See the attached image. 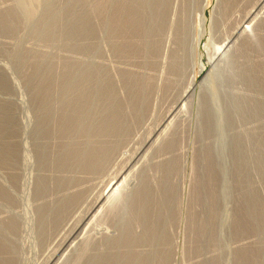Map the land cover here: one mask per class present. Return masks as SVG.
I'll list each match as a JSON object with an SVG mask.
<instances>
[{
    "label": "rangeland",
    "instance_id": "rangeland-1",
    "mask_svg": "<svg viewBox=\"0 0 264 264\" xmlns=\"http://www.w3.org/2000/svg\"><path fill=\"white\" fill-rule=\"evenodd\" d=\"M263 117L264 0H0V264H264Z\"/></svg>",
    "mask_w": 264,
    "mask_h": 264
},
{
    "label": "bare ground",
    "instance_id": "bare-ground-1",
    "mask_svg": "<svg viewBox=\"0 0 264 264\" xmlns=\"http://www.w3.org/2000/svg\"><path fill=\"white\" fill-rule=\"evenodd\" d=\"M106 2H107V1H106ZM125 2H126V1H125ZM102 3H104V2H102ZM155 3H156V2H155ZM163 3H164V2H163ZM224 3H225V2H224ZM125 4H126V3H125ZM128 4H129V3H128ZM133 4H134V3H133ZM99 5H100V4H99ZM131 5H132V4H131ZM157 5H158V4H157ZM162 5H164V4H162ZM245 5H246V4H245ZM255 5H256V4H255ZM80 6H81V5H80ZM122 6H123V5H122ZM132 6H133V5H132ZM222 6H223V5H222ZM97 7H98V5H97ZM97 7H96V8H97ZM125 7H126V6H125ZM140 7H141V6H140ZM140 7H139V8H140ZM96 8H95V9H96ZM257 8H258V7H257ZM98 9H99V8H98ZM124 9H125V8H124ZM104 10H105V9H104ZM233 10H234V9H233ZM98 11H99V10H98ZM142 11H143V10H142ZM100 12H101V10H100ZM132 12H133V11H132ZM79 13H80V12H79ZM104 13H105V12H104ZM104 13H103V14H104ZM116 13H118V12H116ZM224 13H225V12H224ZM120 14H121V13H120ZM127 14H128V13H127ZM139 14H141V13H139ZM10 15H11V14H10ZM131 15H132V14H131ZM151 15H152V14H151ZM122 16H123V15H122ZM127 16H128V15H127ZM132 16H133V15H132ZM233 16H234V15H233ZM11 17H12V16H11ZM7 18H8V17H7ZM228 18H229V17H228ZM124 19H125V18H124ZM136 19H137V18H136ZM134 20H135V19H134ZM151 20H153V19H151ZM140 22H141V21H139V23H140ZM9 23H10V22H9ZM113 23H114V22H113ZM126 23H127V22H126ZM142 24H143V23H142ZM60 25H61V24H60ZM134 25H135V24H134ZM7 26H9V25H7ZM11 26H12V25H11ZM77 26H78V25H77ZM138 26H139V24H138ZM141 26H142V25H141ZM144 26H145V25H144ZM149 26H150V25H149ZM152 26H153V25H152ZM126 28H127V27H126ZM145 28H146V27H145ZM65 29H66V28H65ZM143 29H144V28H143ZM146 29H147V28H146ZM78 30H79V29H78ZM144 31H147V30H144ZM79 33H80V32H79ZM139 33H140V32H139ZM90 34H91V33H90ZM141 34H142V32H141ZM146 34H147V33H146ZM149 34H150V33H149ZM144 35H145V34H144ZM144 35H143V36H144ZM147 35H148V34H147ZM147 35H146V36H147ZM143 36H142V37H143ZM148 36H149V35H148ZM148 38H149V37H148ZM144 39H145V38H144ZM136 40H137V39H136ZM134 41H135V40H134ZM154 42H155V41H154ZM251 42H252V41H251ZM129 44H130V43H129ZM157 44H158V43H157ZM255 44L257 45V43H255ZM82 47H83V46H82ZM243 48H244V47H243ZM260 48H261V47H260ZM251 49H253V48H251ZM245 50H247L248 53H249V51H251V50H248V49H245ZM253 51H254V50H253ZM242 53H243V51H242ZM123 54H124V53H123ZM261 54H262V53H261ZM247 58H248V57H247ZM248 60H249V59H248ZM250 60H251V59H250ZM73 63H74V61H73ZM252 64H253V63H252ZM255 64H256V63H255ZM255 64H254V65H255ZM35 65H36V64H35ZM50 65H51V64H50ZM77 65H78V64H77ZM82 65H83V64H82ZM248 65H249V64H248ZM248 65H247V66H248ZM250 65H251V63H250ZM254 65H253V66H254ZM71 67H72V66H71ZM248 67H249V66H248ZM250 67H251V66H250ZM79 68H80V67H79ZM261 68H262V67H261ZM70 69H71V68H70ZM70 69H69V70H70ZM240 69H241V68H240ZM244 69H245V67H244ZM252 69H253V67H252ZM256 69H257V68H256ZM73 70H74V69H73ZM67 71H68V70H67ZM96 71H97V70H96ZM241 71H243V69H242ZM248 71H249V69H248ZM252 71H254V70H252ZM70 72H72V71H70ZM70 72H68V74H69ZM82 72H83V71H82ZM256 72H257V71H256ZM72 73H73V72H72ZM230 73H231V72H230ZM236 73H237V72H236ZM254 73H255V72H254ZM261 73H262V72H261ZM261 73H260V74H261ZM54 74H55V73H54ZM78 74H79V73H78ZM234 74H235V72H234ZM260 74H259V75H260ZM236 75H237V74H236ZM249 75H250V73H249ZM252 75H253V74H252ZM256 75H258V74H256ZM256 75H254V79H255V80H256V79H257V80H260L259 77H258V78L256 77ZM259 75H258V76H259ZM70 76H71V75H70ZM70 76H69V78H70ZM246 76H247V75H246ZM60 77H61V76H60ZM63 77H65V76H63ZM66 77H67V76H66ZM81 77H82V76H81ZM81 77H80V79H81ZM239 77H240V76H239ZM262 77H263V76H262ZM57 78H58V77H57ZM69 78H67V79H69ZM232 78H233V77H232ZM63 79L65 80V78H63ZM67 79H66V80H67ZM89 79H90V78H89ZM234 79H235V77H234ZM245 79H246V78H245ZM248 79H249V78H248ZM61 80H62V77H61ZM243 80H244V79H243ZM252 80H253V79H252ZM65 82H66V81H65ZM65 82H63V83H65ZM67 82H68V81H67ZM69 82H70V81H69ZM78 82H79V81H78ZM84 82H85V81H84ZM260 82H261V81H260ZM252 83H253V82H252ZM51 84H53V83H51ZM65 84H66V83H65ZM75 84H76V83H75ZM110 84H111V83H110ZM258 84H259V83H258ZM84 85H85V84H84ZM60 86H62V85H60ZM67 86H68V85H67ZM69 87H70V86H69ZM45 88H46V87H45ZM45 88H44V89H45ZM75 88H76V87H75ZM100 88H101V87H100ZM107 88H108V87H107ZM41 89H42V88H41ZM46 89H47V88H46ZM46 89H45V90H46ZM68 89H69V88H68ZM76 89H77V88H76ZM92 89H93V88H92ZM42 90H43V89H42ZM50 90H51V89H49L48 91L50 92ZM78 90H79V89H78ZM81 90H82V89H81ZM81 90H80V91H81ZM71 91H72V90H71ZM80 91H79V92H80ZM83 91H84V90H83ZM81 92H82V91H81ZM232 92H233V91H232ZM243 92H244V91H243ZM75 93H76V92H75ZM75 93H74V94H75ZM83 93H84V92H82V95H83ZM103 93H104V92H103ZM235 93H236V92H235ZM45 94H47V91H46ZM45 94H44V95H45ZM59 94H60V93H59ZM84 94H85V93H84ZM232 94H233V93H232ZM50 95H51V94H50ZM61 95H62V94H61ZM64 95H65V93H64ZM236 95H238V94L236 93ZM246 95H248V94H246ZM45 96H47V95H45ZM48 96H49V95H48ZM51 96H52V95H51ZM75 96H76V95H75ZM83 96L85 97V95H83ZM89 96H90V95H89ZM89 96H88V97H89ZM142 96H143V95H142ZM41 97H42V96H41ZM79 97H80V96H79ZM237 97H238V96H237ZM241 97H242V96H241ZM252 97H253V96H252ZM256 97H257V96H256ZM43 98H44V97H43ZM49 98H50V97H49ZM58 98H59V97H58ZM238 98H239V97H238ZM245 98H246V97H245ZM250 98H251V97H250ZM250 98H249V99H250ZM66 99H67V98H66ZM82 99H83V98H82ZM247 99H248V98H247ZM249 99H248V101H249ZM79 100H81V99H79ZM236 100H237V99H236ZM48 101H49V100H48ZM48 101H47V102H48ZM71 101H72V100H71ZM88 101H89V100H87V102H88ZM101 101H102V100H101ZM253 101H254V100H253ZM259 101H260V100H259ZM40 102H41V100H40ZM40 102H39V103H40ZM62 102H63V101H62ZM64 102H65V101H64ZM69 102H70V100H69ZM69 102H68V103H69ZM74 102H75V101H74ZM81 102H82V101H81ZM84 102H85V101H84ZM234 102H235V101H234ZM239 102H240V101H239ZM256 102H258V101H256ZM44 103H46V102H44ZM44 103H43V104H44ZM77 103H78V101H77ZM244 103H245V101H244ZM246 103H247V102H246ZM49 104H50V103H48V105H49ZM63 104H64V103H63ZM63 104H62V105H63ZM69 104H70V103H69ZM72 104H73V102H72ZM78 104H83V103H78ZM252 104H253V103H252ZM252 104H251V105H252ZM88 105H89V104H87V107H88ZM40 106H41V105H40ZM45 106H47V105L45 104ZM49 106H50V105H49ZM77 106H78V105H77ZM83 106H86V105L84 104ZM83 106H82V107H83ZM243 106H245V105H243ZM252 106H253V105H252ZM67 107H68V106H67ZM73 107H75V105H74ZM73 107H72V108H73ZM132 107H133V106H132ZM236 107H237V106H236ZM236 107H235V108H236ZM261 107H262V106H261ZM46 108H47V107H46ZM68 108H70V105H69ZM68 108H67V109H68ZM76 108H77V107H76ZM83 108H84V107H83ZM99 108H100V107H99ZM245 108H246V107H245ZM250 108H251V107H250ZM40 109H41V108H40ZM44 109H45V107H44ZM77 109H78V108H77ZM86 109H87V108H86ZM247 109H248V107H247ZM253 109H254V108H253ZM60 110H61V109H60ZM60 110H59V111H60ZM78 110H79V109H78ZM120 110H121V109H120ZM128 110H129V109H127V111H128ZM261 110H262V109H261ZM80 111H81V109H80ZM88 111H89V110H88ZM104 111H105V110H104ZM69 112H70V111H69ZM69 112H68V113H69ZM71 112H73V111H71ZM77 112H78V111H77ZM77 112H76V113H77ZM86 112H87V111H86ZM92 112H93V111H92ZM113 112H114V111H113ZM116 112H117V111H116ZM54 113H55V112H54ZM62 113H63V112H62ZM74 113H75V111H74ZM80 113H81V112H80ZM105 113H106V112H105ZM107 113H108V112H107ZM124 113H125V112H124ZM141 113H142V112H141ZM77 114H78V113H77ZM84 114H85V112H84ZM89 114H90V113H89ZM89 114H88V115H89ZM129 114H130V113H129ZM237 114H238V112H237ZM241 114H242V113H241ZM43 115H44V114H43ZM79 115H80V114H79ZM81 115H82V114H81ZM110 115H111V114H110ZM112 115H113V114H112ZM118 115H119V114H118ZM120 115H121V114H120ZM249 115H250V114H249ZM46 116H47V115H46ZM59 116H60V115H59ZM137 116H138V115H137ZM47 117H48V116H47ZM71 117H72V116H71ZM71 117H70V118H71ZM76 117H77V115H76ZM98 117H99V115H98ZM98 117H97V118H98ZM115 117H117V116L115 115ZM120 117H121V116H120ZM78 118H80V116H79ZM110 118H111V117H110ZM263 118H264V117H263ZM81 119H82V118H80V120H81ZM83 119H84V118H83ZM111 119H112V118H111ZM111 119H110V120H111ZM118 119H119V118H118ZM64 120H65V119H64ZM72 120H75V119H72ZM76 120H77V119H76ZM76 120H75V121H76ZM96 120H97V119H96ZM103 120H104V119H103ZM110 120H107V121H110ZM114 120H115V119H114ZM120 120H121V119H120ZM40 121H41V120H40ZM117 121H118V120H117ZM61 122H62V121H61ZM67 122H68V124L71 123L70 121H67ZM67 122L65 123L66 125H67ZM83 122H84V121H83ZM88 122H89V121H88ZM103 122H104V121H102V125H103ZM118 122H119V121H118ZM129 122H130V121H129ZM41 123H42V122H41ZM105 123L107 124V122H105ZM130 123H131V122H130ZM239 123H240V122H239ZM65 124H64V122H63V125H65ZM74 124H75V123H74ZM77 124H78V123H77ZM83 124H84V123H83ZM110 124H111V123H110ZM113 124H114V125H113ZM113 124H112L111 126H112V127H115V126H116V121H113ZM124 124H125V123H124ZM60 125H62V124H60ZM63 125H62V126H63ZM69 125H70V124H69ZM79 125H80V123H79ZM81 125H82V123H81ZM102 125L100 124V126H102ZM107 125H108V124H107ZM233 125H234V124H233ZM260 125H261V124H260ZM70 126H73V123H72ZM83 126H84V125H83ZM83 126H82V127H83ZM90 126H91V125H90ZM104 126H105V125H104ZM111 126H110V127H111ZM118 126H119V125H118ZM60 127H61V126H60ZM74 127H76V126H74ZM77 127H78V125H77ZM79 127H80V126H79ZM88 127H89V126H88ZM110 127H109V128H110ZM65 128H66V127H65ZM71 128H72V127H71ZM97 128H98V127H97ZM124 128H125V127H124ZM57 129H58V128H57ZM67 129H68V128H67ZM67 129H66V130H67ZM69 129H70V128H69ZM75 129H76V128H75ZM79 129H80V128H79ZM79 129H78V130H79ZM107 129H108V128H107ZM115 129H116V128H115ZM117 129H118V128H117ZM120 129H123V128L120 127ZM127 129H128V128H127ZM62 130H63V129H62ZM73 130H74V129H73ZM73 130H72V131H73ZM100 130H102V129L100 128ZM57 131H58V130H57ZM57 131H56V132H57ZM89 131H90V130H89ZM113 131H114V130H113ZM41 132H42V131H41ZM106 132H107V131H106ZM108 132H109V131H108ZM260 132H261V131H260ZM52 133H53V132H52ZM110 133L112 134V132H110ZM113 133H114V132H113ZM57 134H58V133H57ZM60 134H61V132H60ZM70 134H71V133H70ZM72 134H73V133H72ZM106 134H107V133H106ZM114 134H115V133H114ZM74 135H75V134H74ZM50 136H51V135H50ZM66 136H67V135H66ZM72 136H73V135H72ZM72 136H71V137H72ZM111 136H112V135H111ZM248 136H249V135H248ZM74 138H75V137H74ZM108 138H109V137H108ZM64 139H65V138H64ZM248 139H249V138H248ZM67 140H68V139H67ZM113 140H114V139H113ZM79 141H80V140H79ZM84 141H85V140H84ZM102 141H103V140H102ZM263 141H264V140H263ZM65 142H66V141H65ZM75 142H76V141H75ZM77 142H78V141H77ZM105 142H106V141H105ZM86 143H87V142H86ZM75 144H76V143H75ZM91 144H92V143H91ZM96 144H97V143H96ZM71 145H72V144H71ZM64 146H65V145H64ZM92 146H93V145H92ZM108 146H109V145H108ZM111 146H112V145H111ZM86 147H87V146H85V148H86ZM78 148H79V147H78ZM89 148H91V147L89 146ZM97 148H99V146H98ZM69 149H70V148H69ZM74 149H76V148H74ZM79 149H80V148H79ZM93 149H94V148H93ZM95 149H96V148H95ZM42 151H43V150H42ZM74 151H75V150H74ZM86 151H87V150H86ZM92 151H93V150H92ZM109 151H110V150H109ZM61 152H62V151H61ZM69 152H70V151H69ZM75 152H76V151H75ZM80 152H81V150H80ZM94 152H95V153H94ZM88 153H91V150H90ZM93 153L95 154V156H96V155H97V156H100V153H102V152L98 153V150H97V151H93ZM93 153L90 154V155H91V156H94ZM244 153H245V152H244ZM72 154H74V152H73ZM75 154H76V153H75ZM78 154H79V153H78ZM80 154H81V153H80ZM82 154H83V153H82ZM84 154H85V152H84ZM103 154H104V153H103ZM107 154H108V153H107ZM69 155H70V154H69ZM46 156H47V155H46ZM46 156H45V157H46ZM74 156H75V155H74ZM76 156H77V155H76ZM83 156H84V155H83ZM88 156H89V155H88ZM88 156H87V157H88ZM97 156H96V157H97ZM103 156H104V155H103ZM211 156H212V155H211ZM77 157H78V156H77ZM85 157H86V156H85ZM87 157H86V158H87ZM41 158H42V157H41ZM92 158H93V157H92ZM98 158H100V157H98ZM107 158H108V156H107ZM62 159H63V158H62ZM66 159H67V158H66ZM66 159H65V160H66ZM72 159H73V158H72ZM78 159H79V158H78ZM80 160H81V159H80ZM88 160H89V159H88ZM246 160H247V159H246ZM8 161H9V160H8ZM66 161L68 162V160H66ZM75 161H77V160H75ZM85 162H86V161H85ZM88 162H89V161H88ZM88 162H87V163H88ZM91 162H92V161H91ZM62 163H64V162L62 161ZM78 163H79V162H78ZM80 163H81V161H80ZM89 163H90V162H89ZM76 164H77V162H76ZM81 164H82V163H81ZM83 164H84V163H83ZM94 164H95V162H94ZM98 164H99V162H98ZM64 165H65V164H64ZM66 165H67V164H66ZM73 165H74V164H73ZM73 165H72V166H73ZM77 165H78V164H77ZM91 165H93V163H92ZM60 166H61V165H60ZM83 166H84V165H83ZM85 166H86V165H85ZM96 166H97V165H96ZM96 166L93 165V167H96ZM87 167H88V166H87ZM87 167H86V168H87ZM96 168H97V167H96ZM247 168H248V167H247ZM71 169H72V168H71ZM87 169H88V168H87ZM44 181H45V180H44ZM47 181H48V180H47ZM45 182H46V181H45ZM68 183H69V182H68ZM254 183H255V182H254ZM62 184H63V183H62ZM116 184H117V183H116ZM52 185H53V184H52ZM48 186H49V185H48ZM48 186H47V187H48ZM61 186H62V185H61ZM113 186H114V185H113ZM44 187H45V185H44ZM111 187H112V185H111ZM114 187H115V186H114ZM117 187H118V186H117ZM210 187H211V186H210ZM141 189H143V188H141ZM144 189H145V188H144ZM148 189H149V188H148ZM142 191H143V190H142ZM146 191H147V190H146ZM146 193H147V192H146ZM162 195H163V194H162ZM72 196H73V195H72ZM75 196L77 197V195H75ZM70 197H71V196H70ZM76 197H75V198H76ZM150 197H152V196H150ZM73 198H74V196H73ZM143 198H144V197H143ZM143 198H142V199H143ZM99 199H100V198H99ZM137 199H138V198H137ZM146 199H147V198H146ZM62 200H63V199H62ZM66 200H67V199H66ZM69 200H70V199H69ZM59 202H60V201H59ZM59 202H58V203H59ZM64 202H67V201L64 200ZM143 202H144V201H143ZM73 203H74V202H73ZM75 203H76V202H75ZM99 203H100V202H99ZM55 204H56V203H55ZM147 204H148V203H147ZM205 204H206V203H205ZM255 204H256V202H255ZM60 205H61V204H60ZM67 205H68V204H67ZM144 205H145V204H144ZM56 206H57V205H56ZM69 206H70V205H69ZM120 206H121V205H120ZM145 206H146V205H145ZM50 207H51V206H50ZM58 207H59V206H58ZM165 207H166V206H165ZM51 208H52V207H51ZM69 208H70V207H69ZM52 209H53V208H52ZM61 209H62V208H61ZM62 210H63V209H62ZM66 210H67V209H66ZM127 210H128V209H127ZM51 211H53V210H51ZM54 211H55V210H54ZM56 211H57V210H56ZM60 211H61V210H60ZM63 211H64V210H63ZM68 212H69V211H68ZM153 212H154V211H153ZM244 212H245V211H244ZM62 213H63V212H62ZM56 214H57V213H56ZM128 215H129V214H128ZM51 216H52V215H51ZM41 218H42V217H41ZM44 218H46V217H44ZM56 218H57V217H56ZM113 218H114V217H113ZM117 218H118V217H117ZM125 218H126V217H125ZM153 218H154V217H153ZM162 218H163V217H162ZM250 218H251V217H250ZM50 219H51V218H50ZM53 219H54V218H53ZM163 220H164V219H163ZM253 220H254V219H253ZM119 222H120V221H119ZM168 222H169V221H168ZM5 225H6V223H5ZM155 225H156V224H155ZM134 229H135V227H134ZM156 235H157V234H156ZM158 235H159V234H158ZM150 236H151V235H150ZM161 237H162V236H161ZM136 238H137V237H136ZM156 238H157V237H156ZM142 240H143V239H142ZM153 240H154V239H153ZM157 240H158V239H157ZM149 243H150V242H149ZM88 253H89V252H88ZM82 254H83V253H82ZM82 254H81V255H82ZM83 255H84V254H83ZM133 255H134V254H133ZM128 256H129V255H128ZM81 258H82V257H81ZM93 258H94V257H93ZM102 258H103V257H102ZM106 259H107V258H106ZM75 260H76V259H75ZM100 260H101V259H100ZM137 260L140 262L139 264H141L142 261H140V259H137ZM117 261H118V260H117ZM88 262H89V261H88ZM91 262H92V261H91ZM97 262H99V260H98ZM80 263H81V262H80ZM86 263H87V261H86ZM87 264H88V263H87ZM100 264H101V263H100Z\"/></svg>",
    "mask_w": 264,
    "mask_h": 264
}]
</instances>
